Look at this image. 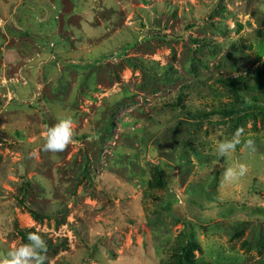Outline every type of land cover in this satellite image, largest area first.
Masks as SVG:
<instances>
[{"label": "rangeland", "instance_id": "rangeland-1", "mask_svg": "<svg viewBox=\"0 0 264 264\" xmlns=\"http://www.w3.org/2000/svg\"><path fill=\"white\" fill-rule=\"evenodd\" d=\"M262 48L264 0H0V254L29 231L50 264H264V87L217 113Z\"/></svg>", "mask_w": 264, "mask_h": 264}, {"label": "clouds", "instance_id": "clouds-1", "mask_svg": "<svg viewBox=\"0 0 264 264\" xmlns=\"http://www.w3.org/2000/svg\"><path fill=\"white\" fill-rule=\"evenodd\" d=\"M76 122L71 116L59 118L58 122L46 130V140L43 151L59 153L64 152L75 141ZM244 129H237L231 139H217L216 152L221 157H228L242 144L241 136ZM93 139V137H89ZM243 149L256 151L255 141L251 138L243 141ZM248 173V166L244 163H235L227 167L221 174V184L239 182ZM46 240L36 232H30L27 242L0 254V264H50Z\"/></svg>", "mask_w": 264, "mask_h": 264}, {"label": "trees", "instance_id": "trees-1", "mask_svg": "<svg viewBox=\"0 0 264 264\" xmlns=\"http://www.w3.org/2000/svg\"><path fill=\"white\" fill-rule=\"evenodd\" d=\"M261 53H264V49H261ZM262 71L261 70H256L255 71V76L253 77V85L252 86H247L246 81L244 80V77H237L232 80H224L222 81L223 84L229 85L231 88V91L233 92L234 99H235V107L229 108V109H220L217 110V113L220 114L222 117H231L234 115H238L241 112H244L247 108L256 105L255 102H253V99H258L256 96H250V93H257L260 89L264 87V83L262 81ZM248 95V99L245 98V96ZM178 108L184 109L183 106H180ZM189 115V114H188ZM211 114H202L200 116L201 118H206V117H211ZM244 211H248L251 213H257L260 210H253L250 211L247 207H243ZM231 210H228V208L221 213V217L226 218L230 214ZM29 231H19L20 237L22 238L23 243L27 242V237Z\"/></svg>", "mask_w": 264, "mask_h": 264}]
</instances>
